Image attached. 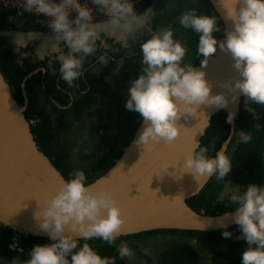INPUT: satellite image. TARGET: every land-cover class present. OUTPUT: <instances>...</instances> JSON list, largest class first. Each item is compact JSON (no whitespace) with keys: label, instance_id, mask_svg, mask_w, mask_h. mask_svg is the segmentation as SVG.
Wrapping results in <instances>:
<instances>
[{"label":"clouds","instance_id":"obj_1","mask_svg":"<svg viewBox=\"0 0 264 264\" xmlns=\"http://www.w3.org/2000/svg\"><path fill=\"white\" fill-rule=\"evenodd\" d=\"M91 3L103 12L117 35L136 38L145 13L137 14L134 0H91ZM230 4L227 14L233 27L223 40L213 35L219 30L215 16L198 15L196 9L191 8L179 16L180 25L199 34L197 52L203 56L199 68L183 63L187 47L175 38L172 28L153 31L140 43L144 67L131 82L125 102V107L138 112L144 121V128L135 141L137 144L150 150L161 140L171 143L178 136L177 120L183 114L178 101L187 105L188 113L202 104L226 108L227 97L223 92H212L203 70L207 57L215 53L217 47L230 52L240 76L234 82H226L224 87L232 91L238 89L247 100L264 104V0H230ZM24 8L47 18L54 41L51 53L59 65L60 78L71 86L81 76L85 58L97 48L99 34L94 27L93 8L87 0H24ZM36 36L33 32L18 33L16 50L19 52ZM37 51L43 59L44 53ZM98 62L108 63L105 55H100ZM234 116V112L228 111L226 122L232 123ZM250 139L245 131H239L241 142ZM169 165L164 173L168 172ZM182 168L194 177L215 176L218 180L227 177L233 169L223 149L210 156L207 147L187 153ZM219 200L234 206L231 220L239 228L235 238L247 244L241 253V264H264V183H249L244 191L238 185L229 187L227 183ZM121 213L111 192L94 191L85 172L74 169L58 190L45 198L41 211L35 213L40 229L48 233L49 242L35 244L22 264H115V257L102 256L88 241L100 238L115 242L125 220ZM221 234L225 238L233 236L226 226ZM10 247L15 248L16 244ZM117 254L121 258L130 257L132 249L122 242ZM13 264L21 262L14 259Z\"/></svg>","mask_w":264,"mask_h":264},{"label":"flooded vegetation","instance_id":"obj_2","mask_svg":"<svg viewBox=\"0 0 264 264\" xmlns=\"http://www.w3.org/2000/svg\"><path fill=\"white\" fill-rule=\"evenodd\" d=\"M21 1L24 2V0ZM23 2L0 0V68L6 76L8 75L7 79L12 86L14 95L21 103L25 101L23 90L26 91V110L29 109L31 112L39 109L42 111L40 114L46 115V120L54 125L62 116L63 119L69 122L70 134L81 142H85L83 137L88 136L86 126L81 124L74 127L70 122L78 124L77 120L82 115L83 122L88 121L93 127L99 128H103L106 123L105 132L112 131V133H116L118 127L114 124L112 126V123L118 117H121L122 121V115H126L127 112L125 113L123 105L128 99L127 89L130 87L125 88V84H122L123 79L120 76L128 77L132 69L136 70L141 66L140 43L150 36L153 31L160 28H172L175 38L187 47L184 58H189L191 54L186 39L187 35L194 31L180 25L179 16L182 11L190 9L193 5L196 6L195 9L198 15H208L206 11L209 9L204 0H134V8L137 14H145L142 17L143 23L137 32L136 38L132 39L126 34L117 35L116 29L108 22L103 12L97 10L96 6L91 4V0H87L90 7L93 8L94 6V27L99 34L96 41L97 48L94 53L85 58L81 76L69 86L60 78L59 65L53 58L54 53H51L54 41L51 30L47 27V18L36 14L34 10L26 11ZM73 15L75 14L73 13ZM97 25L102 27H97ZM217 26L219 30L214 31L213 35L221 40L224 32L220 22L217 23ZM28 32L37 33V36L34 40H28L27 45L18 52L15 38L18 33L26 34ZM37 50L44 53L43 59L39 58ZM100 55L106 56L107 64L98 62ZM120 61H123V63L121 64ZM31 72L33 73L27 78L23 87V78ZM88 91H91L94 97L97 98H95V106L84 111L83 109L73 111L74 99L76 98L75 92L86 94ZM30 96L31 99L33 96L31 105ZM83 102H86V100ZM86 104L84 103L82 108H87ZM58 108L63 110L61 116L58 114ZM120 113L122 114L119 115ZM41 115H36L34 122H40ZM53 132L54 129L48 127L39 134L50 152H55V155L61 151L65 153V150L55 147L54 137H50L54 136ZM230 133L231 124H229L228 135L225 139L229 138L225 149L228 155V150L233 148V143L236 146L240 141L238 138L239 127L234 124L233 131ZM70 141L74 140L67 141V144L71 147L67 150L71 151L68 161L71 162V166H76L79 162L74 155L79 152V147L77 144L73 147L69 143ZM79 146L84 147L81 144ZM118 146H120V142L117 143ZM227 183L229 187L238 185L241 191H244L247 187L241 180H233L228 176L218 180L215 177L210 191L212 190L213 194H217V197L211 200V195H209L201 203L198 211L206 213V205L211 203H213L214 213L234 209L228 208L231 205H225L227 204L226 200H219ZM221 209L223 211H220ZM12 231L10 227L0 224V264H13L14 259L20 260L22 264L23 260L28 258L31 250L28 246L33 240L32 237L35 236H26L20 232L18 244L13 248L10 247ZM8 232L9 236L7 237ZM209 233L211 232L193 234L181 232L180 229L158 228L119 236L109 246L112 248L110 251L115 249L117 252L118 245L126 242L132 249V256L130 257L121 258L117 254L115 264H241V253L247 247L246 241L242 245L240 240L239 242L232 240V244L229 246L226 244V238H215L210 236ZM6 237L7 243L5 245ZM20 249H23V251L21 252ZM108 256L114 257V254L109 252Z\"/></svg>","mask_w":264,"mask_h":264},{"label":"water","instance_id":"obj_3","mask_svg":"<svg viewBox=\"0 0 264 264\" xmlns=\"http://www.w3.org/2000/svg\"><path fill=\"white\" fill-rule=\"evenodd\" d=\"M209 2L225 36L233 27V21L227 14L230 0ZM200 61L194 67L199 68ZM207 61L203 69L206 79L213 93L225 94L228 100L226 108L202 104L196 111L188 113L187 105L178 101L183 113L177 120L178 136L171 143L161 140L150 150L135 142L144 128L141 120L113 164L88 182L94 191L111 192L119 203L125 220L117 237L158 228L211 231L236 225L231 220L234 209L207 214L195 210L187 202L203 189L211 177L204 179L184 172V156L198 150L211 118L221 110L235 113L230 123L232 133L244 97L238 89L232 91L224 87L226 82L240 78L229 51L217 47ZM32 73L23 78V87ZM23 91L25 101L21 103L0 68V224L26 236L49 238L48 233L40 229L35 213L41 211L45 198L54 194L67 178L36 140L33 120L28 119L25 113L27 98L26 91ZM228 142L229 138L219 150L225 151ZM167 165L168 172L164 173ZM41 176H47L57 184L45 186L39 182ZM21 203L22 207L14 206Z\"/></svg>","mask_w":264,"mask_h":264},{"label":"trees","instance_id":"obj_4","mask_svg":"<svg viewBox=\"0 0 264 264\" xmlns=\"http://www.w3.org/2000/svg\"><path fill=\"white\" fill-rule=\"evenodd\" d=\"M204 1L209 7V9L206 11V14L210 16H216V23H219L220 21L218 20L216 12L210 2L208 0ZM191 8L195 9L196 6L193 5ZM198 35L199 34L195 32H191L187 35L188 37L186 39V44L190 48L191 56L189 57L190 59L184 58L183 63L192 64L194 66L201 60L202 55H198L197 52ZM143 67V64H141V66L136 70L132 69L128 77L123 75L120 76L123 79L122 84H125V88L130 86L131 82L143 70ZM4 75L6 76V74ZM75 97L76 98L74 99L73 111H79L80 109H83L84 111L90 109L95 106V102L97 99L96 97H94L91 91H88L86 94L82 92H75ZM32 99L30 96V105L32 103ZM84 100H86V102H83ZM84 103H87V108H82V105ZM247 108L251 109L252 111H248ZM123 109L125 113H127L125 116L122 115V121L120 119L121 117H118L117 120L112 123V126L114 124L116 127H118L116 133H112V131L105 132L106 123L103 125V128H99L93 127L91 124H89L88 121L83 122V115L80 116V118L77 120L78 124L70 122V124L74 127H77L81 124L86 126L88 136L83 137L85 142H81L75 139V136L70 134V125L68 124L69 122L63 119L61 116V113L63 112L62 109H57L58 114L61 117L59 116L60 119L55 122V125L52 124V122L47 121L46 115H41L40 113H42V111H40L39 109L31 112L29 109H27L25 113L28 119L33 120L32 130L42 150L48 154V157L61 170L64 176L68 179L70 172H72L74 169H80L85 172L87 182H90L101 175L107 168H109L113 164L115 159L121 154L123 147L130 141L134 130L142 120L138 112L128 110L125 107V104L123 105ZM121 114L122 113H120L119 115ZM36 115L42 116H40V122H34V118H36ZM226 116V110H221L216 113L211 118L210 124L207 127L205 134L201 138L199 147H207L208 155L210 156H214L216 154V151L220 148L221 143L226 139L228 135V128L230 123L226 122ZM235 124L237 125V127H239V131H245L251 136V139L246 143L239 141L236 146L234 145L235 143H233V148L228 150L233 167L231 172L228 174V178L233 180H241L246 185H248L249 183H264V104H255L251 100H247L244 96L240 102V108ZM48 127H52L54 129V136L52 135L50 137H54L53 143L55 144V147L65 150V153H63L64 151H61L62 153L58 152V154L55 155V152H50L46 148L47 145L43 141L39 132L42 133ZM70 139L74 140L69 142L73 147L75 146V144H77L79 147V152L74 155L77 158L76 160L79 162L76 166H71V162L68 161V157L71 151L67 150L71 149V147L67 144V141H69ZM118 142H120V146L117 147ZM78 143L84 145V147H80ZM211 178L212 179L209 180V183H207L203 187V189H201L197 194L193 195L187 200L188 204L197 211L198 208L201 207V203L204 202V200H206L209 195H211V200H214L217 197V194H213L211 192L212 190L210 191V187L214 181L215 176ZM228 208L232 209L234 208V206L231 205ZM206 210V213L213 214V203L207 204ZM220 211L223 210L221 209ZM227 229L233 233V236L226 238V244L231 246L232 240L234 242H239L240 240L241 244L244 245L245 241L243 239L235 238L239 233V228L237 225H234ZM223 230L224 229L214 231H180L193 234L211 232L209 233L210 236L215 238L221 237L225 239V237H223L221 234ZM8 236L9 232L7 237ZM7 237L5 239V245L7 243ZM32 238L33 240L28 246V248L30 249H32L35 244H43L49 242V238L45 237L35 236ZM88 243L93 248H95L102 256H108L109 252L113 253L115 258L117 256V252L115 251V249L114 251H110L112 249L111 246H109L111 243H108L107 241H104L100 238H93L90 239Z\"/></svg>","mask_w":264,"mask_h":264},{"label":"snow or ice","instance_id":"obj_5","mask_svg":"<svg viewBox=\"0 0 264 264\" xmlns=\"http://www.w3.org/2000/svg\"><path fill=\"white\" fill-rule=\"evenodd\" d=\"M97 27H102V26H101V25H97ZM39 182H40L41 184L45 185V186H47V185H49V184H52V183L57 184L56 181H52V180H50L47 176H41V177L39 178ZM14 206L22 207L23 204L21 203V204H17V205H14Z\"/></svg>","mask_w":264,"mask_h":264},{"label":"built area","instance_id":"obj_6","mask_svg":"<svg viewBox=\"0 0 264 264\" xmlns=\"http://www.w3.org/2000/svg\"><path fill=\"white\" fill-rule=\"evenodd\" d=\"M19 233H20V232L15 231V232L12 234V236H11V244L15 243L16 246H17V244H18V240L20 239V238H19Z\"/></svg>","mask_w":264,"mask_h":264},{"label":"rangeland","instance_id":"obj_7","mask_svg":"<svg viewBox=\"0 0 264 264\" xmlns=\"http://www.w3.org/2000/svg\"><path fill=\"white\" fill-rule=\"evenodd\" d=\"M19 2H23V1H21V0H18ZM23 4H24V2H23Z\"/></svg>","mask_w":264,"mask_h":264},{"label":"bare ground","instance_id":"obj_8","mask_svg":"<svg viewBox=\"0 0 264 264\" xmlns=\"http://www.w3.org/2000/svg\"><path fill=\"white\" fill-rule=\"evenodd\" d=\"M14 233V232H13Z\"/></svg>","mask_w":264,"mask_h":264}]
</instances>
